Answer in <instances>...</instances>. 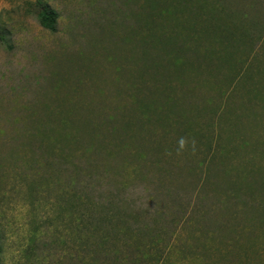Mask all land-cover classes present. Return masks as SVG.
Segmentation results:
<instances>
[{"label":"rangeland","instance_id":"374dc122","mask_svg":"<svg viewBox=\"0 0 264 264\" xmlns=\"http://www.w3.org/2000/svg\"><path fill=\"white\" fill-rule=\"evenodd\" d=\"M172 4L174 0H0V28L13 44L0 45V264H135L132 255L137 252L134 238L138 235L129 238L120 227L128 226L127 218L139 221L140 214L146 216L140 222L155 226L157 212L169 215L163 256L174 243L176 226L182 236L187 234L184 227L194 211L191 199L197 195L201 176L198 169L196 176L178 180L183 189L174 188V192L178 190L179 195L172 197L168 192L162 175L157 176L156 167L150 166L157 156L149 142L172 141L159 119L150 122V133L144 129L135 140L131 139L134 129L121 131L122 136L119 133L122 142L133 140L149 151L144 169L148 180H132L131 172L137 171L140 162L133 155L126 157L128 151L119 158L123 164L119 175L105 176L114 187L128 182L120 196L133 213L123 210L125 202L122 214L99 208L100 198L93 187L99 188V180L84 177L87 188L78 184L75 170L82 165L75 168L71 160L79 146L60 151L56 143L41 150L27 145V136L38 132L43 122L47 136L68 133L71 126L64 128L63 121L88 117L87 110L95 108L90 100H102L104 106L115 108L120 100L121 105L133 100L140 86L153 90L154 82L150 86L149 81L156 78L154 66L146 68L140 59L143 53L158 49L143 45L156 26L157 33L172 29L178 42L175 49H168L169 58L183 55L181 62L186 64L184 81L180 82L174 69L168 83L172 89L164 98L177 96L174 91L178 90L177 100L182 96L214 100L216 111L228 103L229 112L226 108L224 115L244 118L246 123L254 119L241 130L264 140V0L187 1L183 7L189 20L181 26L186 38L183 47L177 26L186 17L178 23L181 12L168 13ZM42 6L58 12L55 31L39 23L37 12ZM95 110L96 119L107 121V109L101 115ZM108 124L104 122L98 131L107 136L120 127ZM105 134L95 136L99 148L116 147L118 139L104 138ZM237 140L232 144L240 145ZM187 142L190 139L182 142V149ZM128 149L133 153L136 144ZM174 152L181 155L177 150L170 153ZM214 152L213 163L219 165L221 156L215 147L210 153ZM40 154H44V163L39 161ZM54 158L57 161L52 164ZM234 159L228 154L222 161L234 163ZM97 168L93 172L102 173ZM227 182L228 178L218 176L204 194L218 201L230 188ZM170 258L179 259L180 264L188 260L176 253Z\"/></svg>","mask_w":264,"mask_h":264},{"label":"trees","instance_id":"16d2710c","mask_svg":"<svg viewBox=\"0 0 264 264\" xmlns=\"http://www.w3.org/2000/svg\"><path fill=\"white\" fill-rule=\"evenodd\" d=\"M187 1L189 0H174L170 12H168L171 15L181 12L177 18L178 23L182 16L186 17L177 26L180 29L189 20V16L184 14L185 9L183 7ZM162 14L163 10L161 9L160 15ZM37 16L39 23L44 28L51 31L56 30L59 14L55 9L48 6L39 7ZM195 16L199 17L198 15ZM171 26L176 28L174 25ZM180 29H178L180 35L179 33L177 35L179 38L181 37L183 43L181 46L183 47L186 39L184 38L185 29ZM157 31L156 26L154 33L152 32V37L143 42V45H151L153 49L157 47V51L154 50L155 53L153 54L147 51L143 53L140 59L141 63L146 64V68L154 66L153 70L157 75L155 79H152L153 81H149L150 86L154 85L153 90L140 86L141 89L132 96L133 100L122 103V105L121 102L123 101L120 100L115 108L104 106L102 100H90V105H94L95 108L87 110L88 117L82 116L75 120L67 118L63 121L64 128L67 129V125L71 126L68 127L70 129L68 133L61 136H47L45 131H42L45 125L43 122L39 125L38 132L27 136V145L41 150L45 146L56 143L60 151H63L65 147L79 146V153L74 155L75 157L71 160L75 168H78L77 166L80 164L82 165L79 171L75 170L74 178L78 184L87 188L84 177L99 180V188L96 185L93 186L98 193H96L97 198H100L97 202L99 208H103L105 211L116 209L120 210L121 213V207L125 202L127 205L124 204L123 210L127 213H133L135 210L131 209L126 200L120 196L123 191L126 192L128 182L123 180L114 187L111 186L112 183L109 182V178L107 179L105 176L110 175L111 172L119 175L120 169L123 168L119 158L124 155L125 151H128L129 154L126 157L133 155L135 160L139 159L140 162L137 165V171H132L131 175L129 174L130 177L132 176V180L149 177V174H145L144 171L148 167L149 151H143L139 143L133 140L144 129H147L145 133H150L151 129L148 127L150 122L155 118L159 119L161 126L165 123L163 125L164 129L166 128L165 131L172 134V141H167V143L162 142V140L149 142L154 155L157 156L153 157L155 161L150 166L156 167L157 176L162 175L172 197L180 194L178 190L182 188H179L182 181L178 180H182L184 176H196L198 169L201 185L197 189V195L191 199L194 211L186 219L184 229L187 234L182 236L179 233L181 231L179 226H176L177 228L173 232L176 238L174 243L167 247L166 256H163V251L166 248L164 237L168 231L166 222L169 215L166 212H157L156 226L140 222L141 217H146L145 214L139 215V221L126 219L128 226L126 228L120 227L121 231L123 229L122 233L128 235L129 238L138 235V238H134L138 248L134 256L132 255V261H135V264H180L179 259L172 260L170 258L172 253H176V255L188 259H186V264H264V140L255 139V137L244 134L241 130L244 125L252 124L254 119L246 123L244 118L224 115L226 108L227 111L229 109L228 103H223L220 109L216 111L212 107V105L215 106L214 100H187L186 96L177 100L178 90L174 91L177 96L164 98L172 89L168 83L172 81L174 69L179 74L180 82L184 81L186 64L183 66L184 62H181L182 58L184 59L183 55L179 56L180 60L178 57L175 58L177 55L169 58L168 53L170 51L168 49H175L178 42L177 37L173 32H170L172 29H162L158 33ZM0 45L6 47L13 45L5 30L2 31L1 28ZM162 49H164L165 54H160ZM162 55L163 58H159ZM174 66L175 68H173ZM153 70L151 69V71ZM154 89L156 90L155 93ZM95 109L100 115L107 109L109 112L106 115V120L120 126L116 127L112 135L107 134L106 136L104 132L98 131L104 127V122L105 126L109 124L104 118L103 120L96 119ZM123 109L125 110L123 111ZM208 115L211 116L209 119L212 118V121H208L209 119L206 117ZM33 120L26 122H33ZM25 126L26 124L23 125V127ZM74 128L76 131L73 130ZM131 129H134L132 138L130 137L133 140L126 143L123 138L124 142H122L121 131L129 132ZM102 134H105L104 138L107 137V139L110 137L118 139L116 147L101 150L99 141L95 139V136H102ZM86 139H89L88 142ZM188 139L190 142H187L186 149H182V142ZM237 139L241 143L235 146L232 144L234 142L232 140ZM133 143L136 144L137 149L131 153L128 148H131ZM214 147L217 148L221 156L220 166L213 163L216 159L215 152L212 154L210 151L213 152ZM175 150L181 155L178 156L175 152L170 153ZM228 154L234 155V163L222 161ZM41 156L43 157L44 154L38 156L40 157L39 161L44 163V157ZM56 161L57 159L54 158L52 164H55ZM95 167L100 168L102 173L99 170L93 172ZM218 176H220V180L228 178L227 183L230 188L221 194V197L219 196L218 201L213 202L204 193L210 184L215 185ZM128 179L130 180V178ZM174 188H178V190L174 192ZM133 217L137 219L138 215L135 214ZM179 247L180 249H178Z\"/></svg>","mask_w":264,"mask_h":264}]
</instances>
